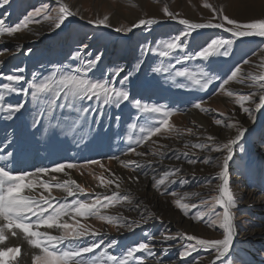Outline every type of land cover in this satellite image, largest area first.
Wrapping results in <instances>:
<instances>
[{
    "label": "rangeland",
    "instance_id": "374dc122",
    "mask_svg": "<svg viewBox=\"0 0 264 264\" xmlns=\"http://www.w3.org/2000/svg\"><path fill=\"white\" fill-rule=\"evenodd\" d=\"M59 2L66 3L71 10L77 11L78 15L66 19L59 29L50 22L44 21L42 17H35L34 20L39 23H30L27 29L21 30L13 37L6 35L0 37V51L9 50L4 55H0V73H13L17 67H23L25 71L17 74L25 77L22 86L26 87L28 82L33 81V73L37 74L36 79H42L52 71L53 65L75 66L78 62L70 60V57L84 44L88 45L83 53L85 59L102 52L100 69L104 75L110 76L117 66L124 68L120 77L114 82L115 87H121L119 81L124 75L132 72L129 82L123 85L129 90L130 99H141L148 104L167 106L174 113L169 118V123L178 132L184 133L179 138L168 132L153 137L137 148L142 152H148L149 146L156 149L159 145L183 150L185 142H206L203 141L204 135H214L218 142H226L237 135L236 130L217 126L213 123L214 119L225 120L227 117L239 121L248 131L236 147L234 159L230 162V187L237 200V207L233 209L234 223L238 232L235 248L243 250L242 254L245 255L248 264H264V110L262 113H254L255 122H252L235 104L234 98L225 96L219 89L222 79L226 78L236 66L242 68L244 75L249 72L259 75L264 72V67H260L264 62V51H262L264 38L253 36L236 39L222 29H200L184 38L185 47L182 50H177L169 57L159 55L162 41L180 34L184 29V26L178 23L179 19H187L192 23L219 22L212 19V11L204 7L205 4L211 5L217 12L222 11L230 19L246 23L264 18V0H10L8 5L0 8V19H4L7 25L14 26L35 8L44 6L51 11L58 7ZM164 7L177 15L176 21L164 16ZM105 15L109 16L111 25L109 28L94 27L88 23L90 19L103 18ZM142 18L157 19L159 23L151 27L134 28L132 32L126 34L112 30L121 25L131 26ZM213 38L235 40L228 57L212 56L207 60L197 58L176 63L177 57L200 51ZM17 47L20 51H16ZM245 59L249 60L248 65L243 64ZM140 61L143 63L140 70L136 71L134 66ZM169 64L175 66L171 70L173 73L184 69L192 72L203 69L216 79L206 90H199L191 87L186 78L173 79L168 73L152 72L156 66L167 67ZM89 76L102 78V72L94 70ZM4 82L6 81L0 80V84ZM247 83L251 81H246ZM180 84H187L188 87H178ZM226 89L245 94L258 91L255 87L249 88L235 82H230ZM256 99L258 101V97ZM21 100L26 101V106L12 120H5L4 114H0V149L6 150L2 155L14 153L12 164H8L13 172L21 171L19 166L28 160L34 161V166L31 165L29 169L24 168L23 171L32 172L36 168L51 167L55 163L75 164L76 168L65 169L67 175L51 173V176L57 177L56 181H51L50 176H43L41 179L52 184L68 179L75 181L86 190L84 194L79 195L81 200L94 198L97 194L110 196L117 191L120 195H131L134 202L142 203L154 213L155 217H158V219H149L147 223L133 231L117 229L95 217L86 220L77 218L80 223L101 233L96 239L97 241L103 239L105 247L113 239L118 241L116 247L108 249L110 254L121 255L127 247L144 241L148 242L152 250L157 253L155 257L137 253V256L144 257V264H157L159 260H163V264L170 262L210 264L214 258L213 252L198 249L191 256L180 259L178 252L185 242L178 238L162 243L159 237L163 232L177 237L186 233L209 240L222 238V229L218 226L209 227L207 216L201 221L192 219L198 211H207L208 206L200 205L202 199L210 200L213 195L218 194L214 188L219 183L215 179L219 168L199 162L193 166L183 159L179 162L165 159L164 165L182 168L181 175L188 184L181 186L178 180L176 184L170 186L168 193L160 195L151 187V170H148L149 175L145 177L139 173V170L132 171L131 168H124L121 164V161L155 159L151 155L136 157L130 152L125 155L129 150V125L137 116L136 109L130 102H125L120 108L105 107L102 114L99 111L87 113L88 119L83 122L76 134H73L67 128L62 130L49 127V115L44 111L47 108V101L43 98L33 101L31 94L27 97L13 95L7 102L15 104ZM200 101H204L202 107L209 110L207 113L192 107L193 103ZM62 102L61 97L58 103ZM91 104L92 102H85V106ZM219 113H224V116H220ZM54 116L64 124L70 122V120L65 121V117L74 119L76 113L69 112L68 109L56 108ZM117 116L120 117L119 120L116 119ZM34 118L40 120L35 128L32 126ZM97 118L99 123L96 122ZM52 123H56V119H53ZM142 123H144L143 118L138 121V124ZM188 128L201 134V140L198 141L196 137L189 135L186 131ZM135 137L136 133H133V139ZM152 141L156 143L153 144ZM32 154H36L37 162L31 159ZM222 155L223 153L208 151L199 153L200 160L206 156L215 160ZM93 160L100 161L103 168L98 164L90 163ZM14 163L20 164L15 168L10 167L15 165ZM156 167L160 168L161 165ZM98 177L107 179L119 177L118 182L121 186L117 189L114 183L101 187ZM173 191L177 193V197L169 194ZM193 192L199 195H189L181 199V203L189 205L195 203L198 207H190L188 215L185 216L181 209L175 207L174 200L184 196V193ZM24 194L35 196L36 199H39L41 194L49 196L48 192L39 187L31 192L26 190ZM51 197L59 202L74 198L67 197L66 193L56 188L51 189ZM217 211L222 210L217 208ZM101 213L126 216L129 220L140 218L138 212L128 211L118 204L106 209L102 208ZM0 222L2 225L3 221ZM177 224L180 226L178 227ZM14 231H16L15 236L11 232L6 235L7 239L4 244H0V250L19 247L20 253L16 254L15 260L10 257H5V260L8 264H33L32 258L39 254V249L31 248L23 233L19 230ZM40 231L59 234L55 229L41 228ZM145 234L156 236L158 239L148 240ZM169 245L173 247L165 256L163 248ZM103 250L104 247L97 251ZM201 257L204 259L201 260Z\"/></svg>",
    "mask_w": 264,
    "mask_h": 264
},
{
    "label": "snow or ice",
    "instance_id": "6c2138e0",
    "mask_svg": "<svg viewBox=\"0 0 264 264\" xmlns=\"http://www.w3.org/2000/svg\"><path fill=\"white\" fill-rule=\"evenodd\" d=\"M9 3L10 0H2L0 8ZM204 7L210 8L212 19L219 22L192 23L187 19H179L178 23L183 25L184 29L180 34L162 41V50L159 52L161 57H169L177 50H182L185 47L184 38L191 36L193 31L200 29H222L236 39L253 36L264 38V18L241 23L230 19L222 11L217 12L211 5L205 4ZM163 14L174 21L177 20V15L171 13L167 7H164ZM77 15V11L71 10L63 2H59L58 7L51 11L47 7L42 6L28 12L22 21L14 26L7 25L4 19H0V37L5 35L13 37L14 34L21 30L27 29L30 23H39V21L34 20L35 17H42L44 21L50 22L56 29H59L66 19ZM88 23L94 27H111L108 15L95 20L90 19ZM157 23H159L157 19L142 18L131 26L121 25L112 30L126 34L132 32L134 28L151 27ZM234 43L235 40L233 39L213 38L200 51L192 55L177 57L176 63L180 64L182 61L197 58L207 60L212 56L228 57ZM87 48L88 45L84 44L70 57V60L78 62L75 66L71 64L53 65L52 71L42 79H36L37 74L33 73L34 79L28 82L26 87L22 86L25 83V77L17 74L25 71L23 67H17L13 73H0V80L6 81L0 84V114H4L3 118L5 120H12L25 108L26 101L21 100L13 104L7 102L9 98L13 95L27 97L31 94L33 101L41 98L47 101V108L44 111H47L49 115V127L62 130L67 128L68 131L76 134L77 130L82 127L83 122L88 119L87 113L99 111L102 114L105 107L120 108L125 102H130L132 107L136 109L137 116L129 125V150L125 152V155L130 152L136 157L151 155L155 159L121 161V164L124 168H131L132 171L139 170V173L145 177L149 175L148 170H151V187L159 192L160 195L168 193L170 186L176 184L178 180L181 186L188 184V181L181 175L182 168L164 165L165 159H172L178 162L183 159L189 165L194 166L199 162L219 168L215 177L219 183L214 188L218 194L213 195L210 200L202 199L200 205L208 206L207 211H198L192 219L201 221L202 218L207 216L209 227L218 226L222 229V238L209 240L186 233H182L177 237L161 232L159 237L161 242L174 241L178 238L184 241L185 243L181 245L178 252L180 259L191 256L198 249H203L214 253V258L210 264H217V262L218 264H248L245 255L242 254L243 250L235 248V237L238 232L237 225L234 223L233 209L237 207V200L230 187L229 179L230 162L234 159L235 149L245 137L248 129L244 128L239 121H234L231 118L226 117L225 120L216 118L213 121L215 125L224 126L227 129H235L237 135L229 138L226 142H218L217 137L214 135H204L203 141L206 142H185L183 150L169 149L166 145H159L156 149L149 146L148 152L138 151L137 148L143 146L146 141L152 140L153 137L162 133L168 132L178 138L184 133L178 132L169 123V118L174 113L167 106L148 104L141 99H130V92L123 85L129 82L132 72L124 75L119 81L122 85L121 87H115L114 82L117 77H120L124 68L117 66L110 76L104 75L102 69H100L103 53L100 52L94 54L91 58L85 59L83 53ZM8 51V49H4L0 51V55H4ZM16 51H20V48L17 47ZM142 63L143 61H140L135 64L136 71L140 70ZM243 64L248 65L249 60L245 59ZM174 67L171 64L167 67L156 66L152 69V72L157 74L168 73L173 79L175 77L186 78L190 82L191 87L199 90H206L213 83V80L216 79L203 69L195 72L184 69L173 73L171 70ZM260 67H264V62H262ZM94 70H100L102 78H91L89 73ZM246 81H251V83L246 84ZM230 82L245 85L249 88L255 87L258 91L245 94L227 90L226 86ZM178 87H188V85L180 84ZM219 89L223 91L225 96L234 98L235 104L243 113L247 114L248 119L252 122H255L254 113L264 109V72L259 75L251 72L244 75L242 74V68L236 66L226 78L222 79ZM61 97L63 102L58 103ZM85 102H92V104L85 106ZM203 103L204 101L193 103L192 107L200 112L207 113L209 110L202 107ZM56 108L68 109L69 112L76 113V117L74 119L65 117V121L70 120V122L62 124L54 116ZM219 115L224 116V113H219ZM141 118H143L144 123L138 124ZM53 119H56V123H52ZM116 119L119 120L120 117L117 116ZM96 122H100L99 118L96 119ZM39 123L40 120L34 118L32 126L35 128ZM186 131L189 135L196 137L198 141L201 140V134L193 131L192 128H188ZM133 133H136L135 139H133ZM152 143L155 144L156 141H152ZM206 151L223 153V155L215 160L209 156L200 160L199 153ZM169 152H171L170 156ZM13 157L14 153L11 152L6 155H0V161H4L3 164H0V221H3V224L0 225V244H4L7 239L6 231L11 232L15 236L16 231L14 230H19L20 233H23L31 248L39 249V254L34 255L32 258L33 264H144V257L137 256V253H143L149 257L157 256V253L152 250V246L144 241L127 247L121 255L110 254L108 249L116 247L118 241L113 239L105 247L103 239L99 241L96 239L101 233L90 229L88 225L80 223L79 219H77L83 218L86 220L89 217H95L100 221L113 225L117 229H125L127 231H133L141 227L149 219H158L142 203L134 202V198L131 195H120L117 191L110 196L97 194L94 198L81 200L79 195L84 194L86 190L75 181L68 179L52 184L41 179L43 176H50L51 181H56L57 177L51 176V173H64L67 175L65 169H73L77 165L55 163L51 167L36 168L32 172H13L8 167V161ZM90 163L98 164L103 168L100 161L93 160ZM156 165H161V167L157 168ZM111 175L114 176V174ZM98 179H100L101 187H107L114 183L117 189L121 186L118 182L119 177L114 179L98 177ZM37 187L48 192L49 196L46 197L41 194L39 199H36L35 196L24 194L26 190L31 192ZM52 188L60 189L66 193L67 197L74 198L70 201H56L54 197H51ZM169 194L177 197L175 191ZM189 195L197 196L199 194L195 192L191 194L184 193V196L174 200L175 207L181 209L185 216L188 215L190 207H198L195 203L191 205L181 203V199ZM117 204L128 211L138 212L140 218L129 220L126 216H111L101 213L102 208L106 209ZM217 208L222 211H217ZM65 217L68 219H65ZM41 228L55 229L59 234L54 235L48 231H40ZM145 235L148 240L158 239L153 235ZM102 247H104L103 251H97ZM172 247V245H169L163 248L165 256H167ZM18 253H20L19 247H8L6 250H0V264H8L5 257L15 260ZM202 259L204 258L201 257ZM157 264H163V260L157 261Z\"/></svg>",
    "mask_w": 264,
    "mask_h": 264
},
{
    "label": "bare ground",
    "instance_id": "6f19581e",
    "mask_svg": "<svg viewBox=\"0 0 264 264\" xmlns=\"http://www.w3.org/2000/svg\"><path fill=\"white\" fill-rule=\"evenodd\" d=\"M0 10H1V9H0ZM0 12H1V11H0ZM263 110H264V109H262V110L259 111V112L262 113ZM52 149H53V148H52ZM7 150H8V149H7ZM5 152H6V150H5L4 148L0 149V155H2V154L5 153ZM14 152H15V150H14ZM31 157H32L31 159H35V158H37V157H36V154H32ZM13 158H15V156H14ZM13 158H12V159H13ZM29 158H30V157H29ZM11 161H12V160L8 161V164H9V165L12 164ZM35 162H37L36 159H35ZM0 163H4V161H0ZM14 164H15V163H14ZM17 164L19 165L20 163H17ZM18 165L15 164V165L10 166V167H14V168H15V167L18 166ZM31 165L34 166V161H32V160H28V161H26V162H23V163L19 166V167H20L19 170L23 171L24 168H28V169H29V168L31 167ZM138 186H140V185L138 184ZM0 223H1V222H0ZM177 225H178V224H177ZM179 226H180V225H178V227H179ZM8 233H10V232H7V233H5V234L8 236ZM235 239H236V237H235Z\"/></svg>",
    "mask_w": 264,
    "mask_h": 264
}]
</instances>
